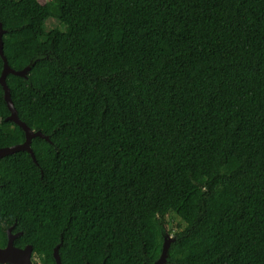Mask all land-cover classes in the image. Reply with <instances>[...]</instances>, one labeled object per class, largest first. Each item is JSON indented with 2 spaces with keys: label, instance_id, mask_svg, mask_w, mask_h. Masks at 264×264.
I'll use <instances>...</instances> for the list:
<instances>
[{
  "label": "trees",
  "instance_id": "obj_1",
  "mask_svg": "<svg viewBox=\"0 0 264 264\" xmlns=\"http://www.w3.org/2000/svg\"><path fill=\"white\" fill-rule=\"evenodd\" d=\"M0 23L13 69L50 56L7 83L51 140L0 160L1 248L153 264L164 221L170 264H264V0H0ZM9 115L0 85V148L26 140Z\"/></svg>",
  "mask_w": 264,
  "mask_h": 264
},
{
  "label": "water",
  "instance_id": "obj_2",
  "mask_svg": "<svg viewBox=\"0 0 264 264\" xmlns=\"http://www.w3.org/2000/svg\"><path fill=\"white\" fill-rule=\"evenodd\" d=\"M6 31L3 29L2 23H0V57L4 62V69L2 75L0 76V85L4 91V99L7 103L8 109L10 111L9 117L6 119L7 121H11L18 125L25 133L26 140L18 145H13L10 147L0 148V160L3 158L14 155L19 152H28L31 154L32 159L36 165H38L37 158L32 149V141L35 138H42L51 143L50 136L43 134L42 132L34 131L31 129L25 122L21 120L19 117V113L15 107V104L12 100L11 89L7 83V77L9 75H14L18 77H22L25 79H29V72L36 65V63L40 60L50 58L48 55H35L29 65L25 67L23 70H15L13 69L8 59L4 53V42L3 36ZM162 223V231H163V249L161 255L157 261L153 264H170V255L169 251L173 243L176 242V239L168 232L167 225L164 221ZM14 227H11L8 230V243L5 248L0 247V264H35L34 262V249L33 246L28 245L25 248H18L15 246V240L22 235V233H13ZM62 244V243H61ZM60 245H57L54 250V258L56 264H62L61 255H60Z\"/></svg>",
  "mask_w": 264,
  "mask_h": 264
},
{
  "label": "rangeland",
  "instance_id": "obj_3",
  "mask_svg": "<svg viewBox=\"0 0 264 264\" xmlns=\"http://www.w3.org/2000/svg\"><path fill=\"white\" fill-rule=\"evenodd\" d=\"M56 25H58V22L52 20V21H50V23H49V25H48V28H49V29H52V28H53L54 26H56ZM178 227H180V228H184L185 226H184V224L181 223V221H179L178 218H175V220H174V222H173V224H172V228H173V230L178 231V230H180V229H178ZM172 236H173V235H172ZM33 259H35V258H33Z\"/></svg>",
  "mask_w": 264,
  "mask_h": 264
}]
</instances>
